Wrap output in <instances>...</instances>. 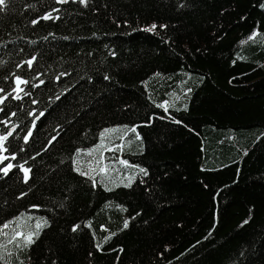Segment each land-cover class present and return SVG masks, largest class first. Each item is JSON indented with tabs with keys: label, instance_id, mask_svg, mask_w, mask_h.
Instances as JSON below:
<instances>
[{
	"label": "trees",
	"instance_id": "trees-1",
	"mask_svg": "<svg viewBox=\"0 0 264 264\" xmlns=\"http://www.w3.org/2000/svg\"><path fill=\"white\" fill-rule=\"evenodd\" d=\"M16 75L0 242L47 224L0 264H264V0H8L0 96Z\"/></svg>",
	"mask_w": 264,
	"mask_h": 264
},
{
	"label": "snow or ice",
	"instance_id": "snow-or-ice-1",
	"mask_svg": "<svg viewBox=\"0 0 264 264\" xmlns=\"http://www.w3.org/2000/svg\"><path fill=\"white\" fill-rule=\"evenodd\" d=\"M58 2L60 3H68V0H58ZM80 3L84 4L85 6H87V3H88V0H79ZM7 4H8V0H0V12H3L5 10V8L7 7ZM42 19H45V20H48V19H53L51 13H49L48 15H45L44 17H42ZM33 23H36V21H33ZM157 27V25L153 24L151 25L150 28L148 29H145L146 31H153L155 30ZM258 35V33H253L252 36H250L248 39L249 40H253L255 39V37ZM35 57H33L32 59H29L27 60L25 63L28 65L29 68L32 67L33 65V62L35 61ZM63 75V73L61 74ZM107 78V77H106ZM40 83L42 84L43 81H40ZM29 84V81L28 80H25L23 78H21V76L19 75H16L15 76V80H14V87L12 89V92H9L7 95H2L0 96V105H3L5 103V101L9 98V96H11L13 99H16V100H22L23 99V96H27V95H30V93H28L24 87H22L23 85H27ZM36 86H39V85H36ZM4 91V89L0 88V93H2ZM188 91H191V89H189ZM13 93H15V95H13ZM23 94V95H21ZM160 107H164V105H160ZM0 111H3L2 108H0ZM165 111H167V108L165 107ZM12 115L14 116L15 113H12ZM43 113H40V116H42ZM37 119H39V116L36 117ZM33 127H35V124L33 123ZM119 131V129H105L100 135H101V144L98 145V147H103L104 144H103V141L111 134V133H114V132H117ZM127 131H131L133 133L136 132V128L133 127L131 129H128ZM32 135L31 131L28 132L27 136L24 137V140L25 142L27 143L28 141V137H30ZM12 136V131H9L7 135H0V152H6L7 151V148H5V141L8 140V138ZM137 138H139V136H137ZM92 151L93 150H90L87 155H92ZM8 157L7 156H3V155H0V163H3L4 160H7ZM12 159H15V156L12 157ZM121 164L127 166V161H124V160H121L120 161ZM23 173H24V181L27 182L29 180V174L31 172V169L29 168H26L24 167L23 165H20L19 166ZM13 168V165L11 163L7 164L6 167L4 168H0V172H3L4 175H7L9 173V171ZM77 172H79L80 175H89V173L87 172H83L79 169V167H77L75 169ZM100 173H105L106 172V169L105 168H100L99 169ZM141 172H145L146 174V171L145 169L141 168L140 169ZM92 180H93V184L95 185L96 183V180H95V177H90ZM131 180L132 178H129L128 180V184H126L125 186H130L131 185ZM110 190V189H109ZM248 221H244V223L246 224ZM47 224V221H44L43 224L40 222V221H37L36 225H35V229L36 231L34 232H29L27 235H25L23 232H20V231H15L14 232V235L12 236V238L8 241V243H13V242H17L16 246L19 248V247H26L27 245L31 244V243H34V240H33V237L34 236H38L39 235V230ZM8 224H5L3 227L4 228H8ZM124 228H127L128 227V222L125 221L124 225H123ZM79 228V225L77 226H74L73 227V231H77V229ZM110 238V237H109ZM109 238H106V239H109ZM18 239H23L24 243L23 245H21L19 242H18ZM0 247H3L6 249L7 245H3V246H0ZM101 245H97V248H100ZM8 256H11L12 253L11 252H8L7 253ZM4 259V255L3 254H0V261H2Z\"/></svg>",
	"mask_w": 264,
	"mask_h": 264
},
{
	"label": "rangeland",
	"instance_id": "rangeland-1",
	"mask_svg": "<svg viewBox=\"0 0 264 264\" xmlns=\"http://www.w3.org/2000/svg\"><path fill=\"white\" fill-rule=\"evenodd\" d=\"M37 221H40L41 223L43 222V219L41 217H35L34 214H26V215H22V222H25V224H23L22 226V232L27 235L29 232H34L36 231L35 229V225L37 223ZM20 230L21 231V228L20 226H16V229H14V232L15 231H18ZM41 230V229H40ZM39 230V231H40ZM14 232L13 234L11 233V236L10 238L7 240V241H2L0 242V245L3 246V245H7L6 249H4L2 247V252H3V255L5 256V254L7 253V251H10V252H17L18 249H20V252L24 251L25 247L22 246V247H17L16 244L17 242H13V243H8V241L12 238V236L14 235ZM4 238V237H3ZM18 242L23 245L24 241L23 239H18ZM19 252V251H18ZM20 256V259L23 257L19 254Z\"/></svg>",
	"mask_w": 264,
	"mask_h": 264
}]
</instances>
